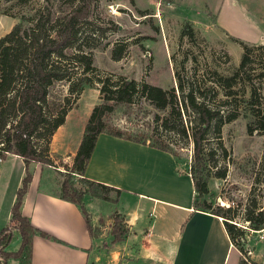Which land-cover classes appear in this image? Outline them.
Masks as SVG:
<instances>
[{
  "label": "rangeland",
  "instance_id": "1",
  "mask_svg": "<svg viewBox=\"0 0 264 264\" xmlns=\"http://www.w3.org/2000/svg\"><path fill=\"white\" fill-rule=\"evenodd\" d=\"M89 1L90 13L81 26V43L85 52H92L95 70L84 73L82 66L75 64L79 66L76 69L71 59H65V62L73 78L89 76L92 80L79 94L69 90L68 81H58L51 88L53 99L69 97L71 101L66 122L54 133L50 143V154L55 164V169H50V172H55L60 181L67 176L66 170L72 168L92 108L101 102L99 78L112 76L111 80H115L114 76H122L134 80L137 85L166 92L175 87L177 99H180L192 79L200 80L202 86H210L213 71L229 76L239 65L244 51L242 43L255 45L250 53L255 58L264 46V0ZM78 2L0 0V37L22 18L24 27L32 25L29 20L41 12L49 13L55 19ZM114 48L124 49L118 60L111 56ZM253 65L260 68L259 64ZM176 74L184 85L183 92L177 88ZM233 89V95L228 97L218 89L215 101L228 100L227 107L233 105L240 110L249 98V88L239 82ZM257 93L261 103L257 114L241 111L236 119L222 126L220 137L227 157H219L218 166H226V176L210 177L208 194L199 198L200 202L205 198L213 207L231 208L230 222L242 231V235L237 236L236 249L240 254L239 260L244 264H264V226L256 229L246 219L248 215L255 216L258 211H264V79ZM140 95L137 94L131 104H118L107 114V123L131 135L139 132L153 135L155 115L163 117L168 110L155 108ZM205 97L210 99L211 93L206 91ZM212 140L211 145L215 146L217 141ZM178 141L180 143L175 145L179 154L178 164L182 171H186L191 144ZM70 176L73 186L84 191L81 204L89 219L92 249L99 257L98 262L109 264L110 260H115L119 264L133 257L136 252L131 244L125 243L128 231L117 239L113 234L117 192L94 187L79 173L74 172ZM42 177L44 183V174ZM237 260V252L231 251L227 264H236ZM18 261L27 264L26 259Z\"/></svg>",
  "mask_w": 264,
  "mask_h": 264
},
{
  "label": "trees",
  "instance_id": "2",
  "mask_svg": "<svg viewBox=\"0 0 264 264\" xmlns=\"http://www.w3.org/2000/svg\"><path fill=\"white\" fill-rule=\"evenodd\" d=\"M89 13L90 1L79 0L65 14L55 19H52L49 13L41 12L29 20L32 21V25L24 27V18H22L9 32L0 37V159H5L8 154H15L20 156L26 165L25 176L16 191V199L11 207L10 222L13 225L12 227L7 225L0 230V264H6L10 258L26 259L27 264H31L32 236L37 232L56 240L34 227L29 218L21 213L20 208L31 181L28 164L37 162L55 166L50 154V143L70 110V98L53 99L52 86L58 81H68L69 90L79 94L92 80L89 76L73 78L65 62V59H71L76 69L79 66L75 64L82 66L84 73L95 70L92 52H85L81 43V26L87 21ZM242 46L244 51L239 65L229 76H221L213 71L210 86H202L200 80L192 79L180 99H177L175 87H172L170 92H166L147 85H137L134 80L122 76H114L115 80H111L112 76L98 79L101 84V102L92 108L86 120L72 168L66 170L67 176L61 183L60 192L61 198L74 202L80 207L89 231V219L81 204L84 191L75 188L68 177L76 172L81 174L90 185L114 190L117 195L119 194V189L88 180L83 176L100 133L167 151L177 163L179 154L175 145L181 140L183 144L190 143L192 149L186 172L190 174L196 192L194 207L221 217L231 243L237 247V236H241L242 231L230 222L231 208L219 205L213 207L205 198L201 202L199 198L208 194L207 184L210 177L226 176V166H218L219 157H227L226 148L220 137L222 126L236 119L241 111L247 110L257 114L261 109L257 91L264 79V46L263 48L260 46L262 50L257 58L250 54L255 49V45L242 43ZM123 50V48H114L112 58L120 59ZM70 51L73 53L68 55ZM253 64H259L260 68ZM175 77L178 81V90L183 92L184 85L179 74ZM239 82L249 88V98L240 110L233 105L227 107L228 100H221L218 103L215 101L218 89H222L227 97L232 96L233 87ZM206 91L211 93L210 99H206ZM137 94H141L140 96L147 99L155 108L168 110L167 115L163 117L155 115L153 135L143 132L131 135L111 126L105 119L118 104H131ZM262 128L264 129V126ZM248 131H251V128H248ZM212 139L217 141L215 146L211 145ZM246 219L254 225V228L259 229L264 226V211H258L255 216L248 215ZM13 229L20 234V246L16 251L10 252L5 248L12 240ZM127 231L124 217L117 213L113 230L115 239L125 235ZM238 264H244L243 260L240 259Z\"/></svg>",
  "mask_w": 264,
  "mask_h": 264
},
{
  "label": "crops",
  "instance_id": "3",
  "mask_svg": "<svg viewBox=\"0 0 264 264\" xmlns=\"http://www.w3.org/2000/svg\"><path fill=\"white\" fill-rule=\"evenodd\" d=\"M28 169L31 181L21 213L56 238L38 232L32 236L31 264H101L82 210L60 196L62 181L50 172L55 167L30 162ZM25 171L18 155L0 161V230L11 223V207ZM83 176L120 191L116 211L128 228L125 243L136 254L119 264H227L233 250L239 263L222 218L194 207L192 178L169 152L100 133ZM19 246L20 234L13 229L5 250L14 252ZM16 261L10 258L6 264Z\"/></svg>",
  "mask_w": 264,
  "mask_h": 264
},
{
  "label": "built area",
  "instance_id": "4",
  "mask_svg": "<svg viewBox=\"0 0 264 264\" xmlns=\"http://www.w3.org/2000/svg\"><path fill=\"white\" fill-rule=\"evenodd\" d=\"M2 159H0V161H1Z\"/></svg>",
  "mask_w": 264,
  "mask_h": 264
}]
</instances>
